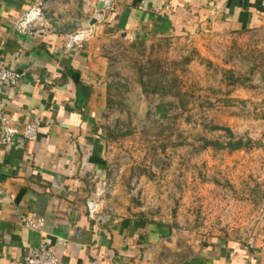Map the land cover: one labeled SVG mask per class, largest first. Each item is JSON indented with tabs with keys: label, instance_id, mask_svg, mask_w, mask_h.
<instances>
[{
	"label": "crops",
	"instance_id": "0c3cea01",
	"mask_svg": "<svg viewBox=\"0 0 264 264\" xmlns=\"http://www.w3.org/2000/svg\"><path fill=\"white\" fill-rule=\"evenodd\" d=\"M36 1L0 0V59L23 75L5 92L8 117L20 127L42 122L37 142L20 138L0 150V264H15L43 242L62 264H264V212L247 235L185 240L173 226L118 208V189L110 212L101 202L102 219L87 206L96 185L110 181L113 43L192 34L203 55L264 52V0H47L46 32L17 33L13 23ZM89 27L94 36L84 48L66 50V37ZM25 219L44 225L28 229Z\"/></svg>",
	"mask_w": 264,
	"mask_h": 264
},
{
	"label": "rangeland",
	"instance_id": "374dc122",
	"mask_svg": "<svg viewBox=\"0 0 264 264\" xmlns=\"http://www.w3.org/2000/svg\"><path fill=\"white\" fill-rule=\"evenodd\" d=\"M191 35L111 46L110 181L94 198L110 212L118 189V208L185 240L247 235L264 212V52L203 55ZM232 139L245 149L206 145Z\"/></svg>",
	"mask_w": 264,
	"mask_h": 264
},
{
	"label": "built area",
	"instance_id": "2783aa9c",
	"mask_svg": "<svg viewBox=\"0 0 264 264\" xmlns=\"http://www.w3.org/2000/svg\"><path fill=\"white\" fill-rule=\"evenodd\" d=\"M47 8V0L36 1L25 15L13 23L14 29L19 34L28 35L46 32L47 24L44 20V13ZM93 36L92 27L77 30L66 37L64 46L68 51L83 49ZM22 78L21 73L10 70L7 63L0 59V150L15 147L20 138L28 142H37L39 138L42 128V122L39 119L20 127L14 124L7 114L5 92L16 88ZM87 206L92 219L100 217V204L96 200L89 201ZM100 218L102 219V217ZM22 224L28 229L38 230L43 227L44 222L41 219H25ZM15 264H62V261L54 249L43 242L30 255Z\"/></svg>",
	"mask_w": 264,
	"mask_h": 264
},
{
	"label": "trees",
	"instance_id": "16d2710c",
	"mask_svg": "<svg viewBox=\"0 0 264 264\" xmlns=\"http://www.w3.org/2000/svg\"><path fill=\"white\" fill-rule=\"evenodd\" d=\"M237 81H235V82H237ZM158 91L159 90H157V92ZM162 91H164V90H162ZM262 119L264 120V114L262 116ZM217 129L218 130L222 129L223 131L231 133L230 130H228L226 128H216V130ZM206 145L211 146V147H216L218 150H230V151H239V150L245 149V147H246V145H244V143H243V140H235V139L230 140L228 144H222L220 142H206ZM256 147L259 148L260 144H257ZM158 225L165 226V225H162V223H160Z\"/></svg>",
	"mask_w": 264,
	"mask_h": 264
},
{
	"label": "water",
	"instance_id": "95a60500",
	"mask_svg": "<svg viewBox=\"0 0 264 264\" xmlns=\"http://www.w3.org/2000/svg\"><path fill=\"white\" fill-rule=\"evenodd\" d=\"M98 9H99V13L101 14L103 12V10L105 9V3L104 2H100L99 5H98ZM97 23V19H93L91 21V25H96Z\"/></svg>",
	"mask_w": 264,
	"mask_h": 264
}]
</instances>
